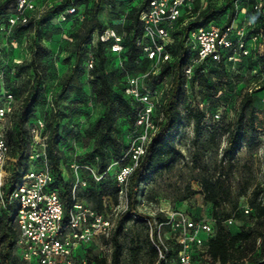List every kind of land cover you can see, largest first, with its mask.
I'll use <instances>...</instances> for the list:
<instances>
[{
	"label": "rangeland",
	"instance_id": "obj_1",
	"mask_svg": "<svg viewBox=\"0 0 264 264\" xmlns=\"http://www.w3.org/2000/svg\"><path fill=\"white\" fill-rule=\"evenodd\" d=\"M61 9L50 10L42 17L37 18L35 11L24 13L28 23L11 24L9 19L18 11L16 0H0V108L5 104L8 94L13 97V107L16 113L21 102L33 86L34 70L30 65L34 47H41L39 70L42 73L41 95L37 104L31 109L30 121L27 124L29 143L35 141L32 129H40V122L44 124L50 119L54 111L53 102L57 101V123L61 135L59 145L61 156L60 171L65 181L76 179L88 181L90 185V171L85 167L78 169L77 174L71 172L70 165L82 164L85 155L93 149V142L86 135L88 128L92 127L100 118L103 108L96 103L90 85V68L85 61L83 50L76 48L77 37L81 34L85 22H91L92 14L97 12V19L105 26L121 25L125 31L129 22L125 13L137 8L139 0H114L115 8L108 6V0H80L84 5L76 8V14L66 21H59V15L66 9L68 4L78 0H66ZM226 0H187L185 13L180 19L177 31L180 33L172 40H164L174 50L179 52L182 48V39L185 32L181 31L187 24L194 22L198 13L206 6H215ZM74 5V4H73ZM214 9V8H213ZM252 9L251 0H241L236 8L234 24H243V15ZM248 15V14H247ZM224 17H216L207 25L220 27ZM8 21V24H7ZM203 19L198 21L203 26ZM256 32V28L249 31ZM98 31H94L95 38ZM125 37L127 35L125 34ZM131 37V35H130ZM139 45L143 51L151 45L149 40L140 38ZM137 43V44H138ZM158 44V43H157ZM159 44H163L159 41ZM164 45V44H163ZM264 52L259 47L247 56L239 57L237 66L230 65H203L185 88H182L181 101L178 104L184 121L176 139V145L182 152V157L174 167L161 174L152 176L139 187L138 211L143 216L159 222L162 219L160 209H174L178 204L179 209L192 219L208 222L214 226L212 219V206L204 201L201 193V179L222 176L227 184L231 185L232 199H239L240 207L247 206L249 196L255 186L264 187V143L252 142L251 147L241 144L236 154L227 157L223 161V153L229 144L228 130L236 121L239 102L245 92L257 84L264 85ZM147 54L139 58L138 63L124 64L116 76L115 93L117 100H122L126 105L131 104L132 110L139 116L145 113L146 107L137 98L126 92L131 79H137L139 85H145L150 92V107H153L151 119L155 124L160 123L159 104L161 103V91L168 89L173 76L171 66L165 69L164 76L160 79L161 85L155 87L157 79H151L153 72L160 73L162 65L156 59L146 60ZM81 62L76 76L65 92L61 93V84L78 61ZM167 85V88H166ZM124 87V90L122 89ZM123 97L120 96L123 93ZM254 97L255 112L259 121L264 123V90L260 88L250 93ZM189 111L191 114L189 115ZM203 114L204 118L198 127L194 126L193 118L197 114ZM189 115V117H188ZM220 115V120L214 118ZM16 115L8 116L4 122L5 136L9 143L10 132L14 129ZM138 119V118H137ZM136 119V120H137ZM223 119V120H221ZM144 125L137 122L131 123L125 113H120L114 133L121 141V153L117 159H111L106 171V176L100 181H107L108 194L106 204L109 206L108 214L114 224L123 222V230L120 235L122 245V264H152L153 246L149 234V224L146 220H126L124 217L125 199L119 193L117 198L111 192L115 187L116 175L123 166L131 165L130 155L133 146L140 141ZM39 131V136L41 131ZM38 136V137H39ZM29 144V145H30ZM30 147V146H29ZM112 158V152L110 151ZM14 157H11L6 165L12 166ZM33 164L29 163V170ZM96 181V180H95ZM100 181H96L98 184ZM84 190H82L83 192ZM193 191L196 194H191ZM246 191V195H241ZM2 193V189H0ZM264 198V191L262 194ZM223 207L221 209H224ZM2 201L0 198V213ZM229 209V208H227ZM144 213V214H143ZM254 219L246 221L229 220L224 225L232 232L240 228L249 229L253 226ZM153 223V222H152ZM166 236L168 229L164 228ZM258 245V243H257ZM134 250H138L136 253ZM104 256L109 257L110 251L104 246L97 249ZM260 250L257 251L259 253ZM197 264H206V258L196 257ZM173 263V262H172Z\"/></svg>",
	"mask_w": 264,
	"mask_h": 264
},
{
	"label": "trees",
	"instance_id": "obj_2",
	"mask_svg": "<svg viewBox=\"0 0 264 264\" xmlns=\"http://www.w3.org/2000/svg\"><path fill=\"white\" fill-rule=\"evenodd\" d=\"M108 1V6L115 8L114 0ZM150 1L139 0L137 8H133L128 13L123 11L126 14V20L129 22L125 31L121 25H114L112 28L103 26L97 19V12L94 11L92 21L85 22L81 34L77 37L76 48L78 50L82 48L86 64L88 53L91 52L94 56L93 68L90 70V85L95 102L103 108L100 118L86 131L88 140L93 142V149L85 155L83 165L88 164L94 167L97 173L100 175L104 174V177L110 165V160L117 159L121 153L122 143L116 138L114 133V128L120 117V113H125L131 123H135L138 117V114L131 109V104L126 105L122 100L116 99V76L124 64L138 63V59L144 54L142 47L138 43L143 35V26L138 17L139 13L148 7ZM67 3L65 1L60 5H55L46 13L50 10L61 9ZM72 4L76 8L84 5L80 0ZM235 5L236 0H226L224 3L219 2L213 7L206 6L201 10L195 17L194 22H190L181 30L185 32V36L182 39V48L177 52L169 44H166V41L172 40L180 34L177 31V26L185 13L184 8L175 29L170 33L166 41H162L166 51L172 54L173 60L163 64L162 71L158 75L152 76L151 79H157L154 85L155 87L160 85L162 82L160 79L164 76L165 69L169 66L173 68V76L165 96L160 99L159 110L162 119L160 123H157L158 129L151 136L146 146L145 154L140 158L138 165L129 176L127 209L124 211L126 220L137 219L138 221H143L142 218L144 216L139 213L137 208L140 185L152 176L172 169L182 157V152L176 145V139L184 121L178 104L181 101V90L183 88L181 68L191 56L189 48L185 46L189 33L196 28L209 26L210 24L207 25L208 23L213 22L216 17L220 16L222 18L224 17L222 25H220L221 29L228 27L235 19ZM257 16L258 18L260 17L259 14ZM200 19H203V26L198 24ZM257 28L264 29L262 22H259ZM105 29H112L122 37L123 52L119 57L111 53L110 41H98L95 46H91L93 32L98 31V34H100ZM125 34L127 37H125ZM41 50V47L37 45L34 47V52L31 56L30 65L34 70L33 86L21 102L18 113L14 110L10 115H16L14 129L11 130L9 135L11 143H9L5 136L10 147V158L14 157L15 159L12 166H5L8 176L5 185L2 187L4 205L0 213V264H24L16 255L18 231L14 225V215L17 204H9L8 196L23 173L29 169L30 162L28 153L30 143L27 124L31 118L29 109H32L37 104L42 92V73L39 70ZM123 57L126 58V61L120 65L119 61ZM146 60L148 61L147 57ZM208 65L225 66V63H209ZM201 66L203 67V65H199L194 69L193 77H195L194 75L199 70L204 69ZM236 66L237 63H235ZM80 67L81 62L78 58L70 73L62 81L61 93L66 91L72 81L77 80L76 74ZM122 89L124 90V87ZM260 89L264 90V85L260 86ZM123 94L124 91L120 96L123 97ZM53 106L54 111L51 113L50 119L46 122V152L55 179L51 185V189L58 192L65 214H67L73 203L71 197L72 181H65L60 171L62 153L59 149L61 135L59 133L56 116L58 102L54 101ZM188 114L190 115L191 112L189 111ZM203 118L204 115L201 113L195 115L193 118L194 126L198 127ZM228 133L229 144L224 150L223 161L227 157L231 160V157L236 154L241 144L251 147L252 142L258 141L264 143V123L259 121L258 115L255 112L254 97L250 93L245 92L242 95L236 121L233 127L228 130ZM110 151L112 152V158ZM78 165L82 166L79 163ZM89 180L91 182L90 185L88 186L87 181L86 186L77 193V200L111 219L108 214L109 206L106 204L107 199L105 198L108 194L107 190L110 183L100 181L98 184L91 177H89ZM201 187L204 201L212 206L211 216L215 224L212 226V233L207 241L206 253L203 254L197 249L194 250L192 256L194 264H197L196 257L198 256H207L208 260H206V264H264V198L262 196L264 187L257 185L252 190L248 205L246 206L249 208L247 214L244 211L245 206L240 207L238 198L233 201L231 185L227 184L222 176L201 179ZM82 190L84 191L82 192ZM119 193L120 188L117 185V181H115V187L112 188L111 194L117 198ZM191 194H196V192L193 191ZM246 194V191H242L239 196ZM175 205L174 209L181 211L178 204ZM223 207L226 208L221 209ZM247 219H254L255 221L249 229L242 227L237 232H232L224 225L229 220L246 221ZM162 220H164L163 216ZM193 220L198 221V219ZM122 230L123 222L115 223L108 237L102 236L89 245L79 246L75 252L76 257L86 259V264H122V245L120 242ZM167 243L169 245L167 262H159L158 264H178L177 256L180 250L179 245L175 239H169ZM102 246L110 251L109 257L104 256L101 251L96 252V248L99 249ZM151 249L153 252L152 264H156L157 251L154 246ZM258 250H260L259 253H257ZM134 251L136 253L138 252V250Z\"/></svg>",
	"mask_w": 264,
	"mask_h": 264
},
{
	"label": "built area",
	"instance_id": "obj_3",
	"mask_svg": "<svg viewBox=\"0 0 264 264\" xmlns=\"http://www.w3.org/2000/svg\"><path fill=\"white\" fill-rule=\"evenodd\" d=\"M65 1L16 0L18 12L11 16L9 23L26 26L28 19L23 16L25 12L35 11L39 18L53 6ZM239 1L241 0H236V8ZM251 1L252 9L243 16V20L246 21L243 24H234V19L224 29L209 25L196 28L189 33L185 46L189 48L191 56L181 68L183 87L186 88L191 82L194 69L199 65L207 66L209 63L224 62L225 65L235 68L239 57L251 54L257 47L262 52L264 51V29L257 28L259 22L264 25V0ZM187 5V0H151L148 7L139 13L138 19L143 26V38L151 42V45L144 48L147 58L156 59L159 65L173 60L172 54L166 51L159 41L169 38ZM75 14L76 7L71 2L59 15V21H66ZM253 28H256V32L250 33L249 31ZM98 41H110L111 53L117 57L123 52L122 37L112 29H105L97 34L92 39L91 46H95ZM124 61L126 58L123 57L119 64L121 65ZM93 64L94 56L89 52L87 66L92 69ZM153 75H158V73L153 72ZM259 88V85L254 84L248 91L251 93ZM166 91L167 89L161 91L162 98ZM126 92L137 98L146 110L136 120L139 126L144 125V130H142L139 143L133 146L130 155L131 165L123 166L116 175L120 194L125 199V210L127 209L129 176L145 154L151 136L158 129V125L151 119L153 107L149 106L151 105L150 92L147 87L139 85L137 79H131ZM13 111V97L8 94L5 104L0 108V173H2L0 189L7 181L8 174L5 166L10 160V147L5 138L4 122ZM214 118L220 120L221 117L214 115ZM38 130L41 131L40 136ZM43 130L42 122H40V129H32L35 141L30 144L28 158L33 168L23 173L8 196L9 204H17L14 215V225L18 231L16 255L24 264H86V259L75 255L78 247L89 245L102 236L108 237L114 227V222L77 200V193L87 184L86 180L79 178L71 183L73 203L65 214L58 192L51 189L55 179L46 152L47 135ZM81 167L89 169L90 177L96 181L104 178V174H98L96 169L88 164L81 166L73 163L70 165L71 172L75 174ZM0 198L3 206V192L0 193ZM244 209L247 214L249 208L245 206ZM160 214L164 220L159 222L146 216L142 218L149 224L151 242L157 251L156 264L167 262L169 252L167 241L169 239H175L180 247L177 256L178 264H194L192 258L194 250L197 249L203 254L207 251V241L212 233L210 223L195 221L183 211L176 209H160ZM164 228H168L167 233L170 237L164 234ZM205 258L208 260L207 256Z\"/></svg>",
	"mask_w": 264,
	"mask_h": 264
},
{
	"label": "bare ground",
	"instance_id": "obj_4",
	"mask_svg": "<svg viewBox=\"0 0 264 264\" xmlns=\"http://www.w3.org/2000/svg\"><path fill=\"white\" fill-rule=\"evenodd\" d=\"M1 175H2V173H0V183H1Z\"/></svg>",
	"mask_w": 264,
	"mask_h": 264
},
{
	"label": "crops",
	"instance_id": "obj_5",
	"mask_svg": "<svg viewBox=\"0 0 264 264\" xmlns=\"http://www.w3.org/2000/svg\"><path fill=\"white\" fill-rule=\"evenodd\" d=\"M244 16V15H243Z\"/></svg>",
	"mask_w": 264,
	"mask_h": 264
}]
</instances>
